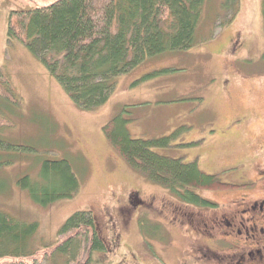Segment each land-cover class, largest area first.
<instances>
[{
	"label": "rangeland",
	"instance_id": "rangeland-1",
	"mask_svg": "<svg viewBox=\"0 0 264 264\" xmlns=\"http://www.w3.org/2000/svg\"><path fill=\"white\" fill-rule=\"evenodd\" d=\"M54 1L0 0V71L19 99L12 104L0 97L8 125L0 136L30 147L0 173V209L38 222L34 246L40 248L35 257L0 264H62L47 258L51 250L44 245L58 242L59 229L77 211L95 216L107 245L96 252L102 264H202L209 238L194 231L190 214L208 221L233 213L244 193L222 183L254 179L264 169L263 0H239L234 16L236 7L225 0H206L195 46L148 58L117 77L109 101L94 110L77 106L22 42L8 41L12 10ZM120 114L135 140L170 137L169 146L154 150L215 174L210 187H194L217 207L188 204L132 166L108 137ZM62 159L72 165L80 191L37 205L17 180L37 177L44 160ZM221 231L214 236L221 239Z\"/></svg>",
	"mask_w": 264,
	"mask_h": 264
},
{
	"label": "trees",
	"instance_id": "trees-1",
	"mask_svg": "<svg viewBox=\"0 0 264 264\" xmlns=\"http://www.w3.org/2000/svg\"><path fill=\"white\" fill-rule=\"evenodd\" d=\"M206 0H56L26 10H12L8 20V41L22 42L56 78L68 97L87 110L106 104L114 93L117 77L148 58L171 51L188 50L196 44V30ZM236 7L239 0H225ZM263 14H264V0ZM8 77L0 71V97L19 102ZM108 137L135 168L151 179L168 185L188 204L214 205L196 191L210 185L216 175L203 173L197 162L164 156L154 148L169 146L170 137L135 140L122 114L112 120ZM8 126L0 115V129ZM30 149L0 136V173L13 166L21 151ZM33 149V148H32ZM34 150V149H33ZM39 206L74 198L81 182L66 159L44 160L37 177L17 180ZM5 185L0 186V193ZM38 222L23 221L0 209V259L35 257ZM47 258L62 264H102L96 252L107 249L91 211L73 213L58 231Z\"/></svg>",
	"mask_w": 264,
	"mask_h": 264
},
{
	"label": "flooded vegetation",
	"instance_id": "flooded-vegetation-1",
	"mask_svg": "<svg viewBox=\"0 0 264 264\" xmlns=\"http://www.w3.org/2000/svg\"><path fill=\"white\" fill-rule=\"evenodd\" d=\"M232 171L238 172L237 169ZM238 178L222 183L244 193L240 207L238 205L233 213L221 214L208 221L198 220L194 213L190 214L188 220L194 231L209 238L202 264H264V169L254 179ZM207 186L210 187L204 185ZM258 189H262L261 194L255 197L248 194ZM211 203L214 205H209V209L218 205ZM218 229L224 234L221 239L216 237Z\"/></svg>",
	"mask_w": 264,
	"mask_h": 264
}]
</instances>
